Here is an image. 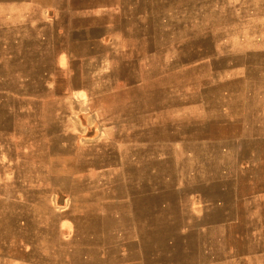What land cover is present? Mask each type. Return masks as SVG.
<instances>
[{
  "label": "rangeland",
  "instance_id": "374dc122",
  "mask_svg": "<svg viewBox=\"0 0 264 264\" xmlns=\"http://www.w3.org/2000/svg\"><path fill=\"white\" fill-rule=\"evenodd\" d=\"M253 186L264 0H0V264L264 262Z\"/></svg>",
  "mask_w": 264,
  "mask_h": 264
},
{
  "label": "crops",
  "instance_id": "0c3cea01",
  "mask_svg": "<svg viewBox=\"0 0 264 264\" xmlns=\"http://www.w3.org/2000/svg\"><path fill=\"white\" fill-rule=\"evenodd\" d=\"M226 203L227 205L222 211V217L226 218L222 229H224L229 243L236 249L238 248L235 244H238L239 250H251L255 244L261 247L262 241H264L261 238L264 236L261 233V229L264 228V197L257 191V187L253 186L251 195L236 197L234 202L226 201ZM246 259L241 262L264 264L261 261L252 263V260Z\"/></svg>",
  "mask_w": 264,
  "mask_h": 264
}]
</instances>
